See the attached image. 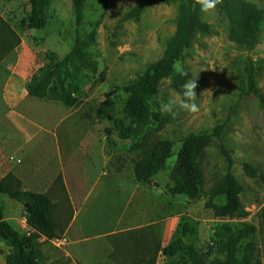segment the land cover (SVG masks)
<instances>
[{"label": "rangeland", "instance_id": "rangeland-1", "mask_svg": "<svg viewBox=\"0 0 264 264\" xmlns=\"http://www.w3.org/2000/svg\"><path fill=\"white\" fill-rule=\"evenodd\" d=\"M145 1L148 3L138 15H129ZM186 1L86 0L83 21L77 24L72 0H51L46 7L47 26L27 29L29 0H1L3 35L14 31L17 36L7 38L16 47L4 56L0 75V133L4 127L17 124L14 114L33 127L41 125L39 136L50 141L41 147V158L46 157L50 166L56 167L59 145L63 160L74 154L83 161L82 170L85 167L88 177L81 215L86 234L94 239L71 242L63 231L55 237L40 235L32 252L38 264H190L186 252L164 256L158 250L159 245L182 234L184 223L192 228L185 244H195L210 258L223 254L231 233L246 223L255 225V233L242 245L251 240L260 264H264V103L247 92L252 73L264 94V25L253 43L235 39L220 0L214 14H200L210 31L196 33L172 73L158 80L152 99L156 120L147 119L136 139L120 138L113 125L145 67L164 55ZM251 1L264 9V0ZM89 33L95 34V40L85 50L96 69L82 67L79 102L73 113L62 104L29 96L26 83L47 62V54L55 51L62 58L77 35L85 39ZM181 72L188 74L186 80L196 79L200 108L196 113L179 111L175 117L162 115L157 101L179 92L176 80ZM104 100L114 104L113 112L100 109ZM218 127L220 135L193 157L199 168V196L191 199L173 194L170 174L182 142L192 134ZM159 140L171 143L172 156L151 179L138 180L135 163ZM88 143L93 144V153L83 157L89 152ZM246 162L256 169L255 176L245 170ZM229 170L242 186L238 195L244 212L217 216L207 202ZM0 203L4 216L29 235L26 207L3 193ZM139 207H145L144 220L149 226L118 238H101L113 234L123 212L129 214ZM0 264H20L12 242L0 241Z\"/></svg>", "mask_w": 264, "mask_h": 264}, {"label": "trees", "instance_id": "trees-1", "mask_svg": "<svg viewBox=\"0 0 264 264\" xmlns=\"http://www.w3.org/2000/svg\"><path fill=\"white\" fill-rule=\"evenodd\" d=\"M50 1L29 0L31 10L26 21L27 29H40L47 26L46 7ZM72 1L76 23L81 24L86 0ZM221 2L230 19L232 36L246 44L253 43L259 27L264 25V9L251 0H221ZM147 3L148 1L139 4L133 8L129 15H138ZM4 23L3 25H5ZM209 31L210 25L202 20L199 9H193V0H187L181 6L176 30L168 41L164 55L145 67L138 82L129 91L120 115L113 120L114 128L120 138L136 139L147 119L156 120L157 112L152 99L157 90L158 80L172 73L175 63L184 57L196 33ZM8 32L9 35H3V50H10L15 46L10 44L7 38L17 35L14 31ZM94 40V33H89L85 39H81L77 35L73 47L62 58L55 51H50L47 54V62L39 66L27 81V94L67 107L77 105L80 91L79 75L82 67L96 69L95 63L85 50L93 44ZM187 76L186 72L177 74L176 84L179 91ZM247 92L254 93L264 103V94L257 88L252 73L248 77ZM100 109L113 112L115 106L111 101L104 100L100 103ZM219 135L220 127L212 132L192 134L182 142L176 164L170 174L173 194H184L191 199L199 196V168L193 157H198L212 138ZM172 154L173 148L169 141H157L135 163L136 178L138 180L151 179L165 166ZM244 168L251 176L256 175V169L250 163H244ZM241 189V184L229 170L223 184L212 189L207 205L213 207L217 216L242 214L244 210L238 195ZM0 193L29 204L26 207V217L27 224L31 229L29 235L17 229L9 219L4 217L3 206L0 203V241H9L14 244L15 257L20 264H38L32 256L36 239L40 235L55 237L58 232L63 231L54 216L55 206L52 198L41 192L23 190L21 181L14 175L0 179ZM261 217L264 223V206L261 210ZM191 231L192 228L189 224L184 223L182 234L163 246L159 245L158 250L164 256H175L180 252H186L190 258V264L261 263L255 253L256 247L251 240L247 241L244 246L242 245L244 240L249 239L255 233L256 227L253 224L246 223L231 233L223 245V254L212 258L195 244H185L184 238Z\"/></svg>", "mask_w": 264, "mask_h": 264}, {"label": "crops", "instance_id": "crops-1", "mask_svg": "<svg viewBox=\"0 0 264 264\" xmlns=\"http://www.w3.org/2000/svg\"><path fill=\"white\" fill-rule=\"evenodd\" d=\"M12 49L3 50V6L0 5V75L3 71V58ZM75 107H68V112L73 113ZM12 118L17 124L4 127L0 133V179L14 175L21 181L23 190L48 194L58 215L56 219L71 242L94 239L86 234V222L81 215L87 196V190L83 187L88 178L85 167L82 170L83 161L79 162L74 154H70L64 161L61 147L57 145L60 162L56 167L50 166L48 159L40 156L41 147L46 142L50 143L46 136H39L38 131L43 130L42 126L33 127L15 114ZM92 143L85 144L89 152L83 157L93 153ZM136 210L129 214L123 212L120 226L116 227L113 234L102 235L101 238H118L149 226L150 223L144 220L147 214L145 207Z\"/></svg>", "mask_w": 264, "mask_h": 264}, {"label": "clouds", "instance_id": "clouds-1", "mask_svg": "<svg viewBox=\"0 0 264 264\" xmlns=\"http://www.w3.org/2000/svg\"><path fill=\"white\" fill-rule=\"evenodd\" d=\"M220 0H193V9H199L202 16L212 15ZM196 79L186 80L179 92H170L166 99L158 100V109L162 115L175 117L179 111L196 113L200 105L197 103L195 89Z\"/></svg>", "mask_w": 264, "mask_h": 264}, {"label": "water", "instance_id": "water-1", "mask_svg": "<svg viewBox=\"0 0 264 264\" xmlns=\"http://www.w3.org/2000/svg\"><path fill=\"white\" fill-rule=\"evenodd\" d=\"M23 204H24V206H25V207H28V206H29V204H28V203H23Z\"/></svg>", "mask_w": 264, "mask_h": 264}, {"label": "built area", "instance_id": "built-area-1", "mask_svg": "<svg viewBox=\"0 0 264 264\" xmlns=\"http://www.w3.org/2000/svg\"><path fill=\"white\" fill-rule=\"evenodd\" d=\"M24 220H25V222H27V217H26ZM59 240H61V239H58V241H59Z\"/></svg>", "mask_w": 264, "mask_h": 264}]
</instances>
